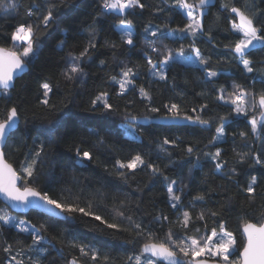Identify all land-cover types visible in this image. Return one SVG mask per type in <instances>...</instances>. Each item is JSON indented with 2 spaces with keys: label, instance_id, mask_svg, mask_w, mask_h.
Here are the masks:
<instances>
[{
  "label": "trees",
  "instance_id": "trees-1",
  "mask_svg": "<svg viewBox=\"0 0 264 264\" xmlns=\"http://www.w3.org/2000/svg\"><path fill=\"white\" fill-rule=\"evenodd\" d=\"M14 2L23 4L18 14L11 8L0 11V47L12 48L10 36L15 25L31 22L24 15V9L33 3L42 4L43 0H7L9 5ZM141 2L145 4L144 9H126L121 13L103 9V0H51V3L61 5L53 11L59 22L46 32L37 33L39 39L34 47L38 52L32 63L16 79L9 95L0 96V121L6 118L11 107H16L20 116L19 126L4 148L6 160L19 170L24 158L33 154L39 142H43L47 147L41 157L43 163L35 174L38 181L34 186L40 191L50 189L53 198H62L81 207L91 204V211L109 223L118 224L119 229H109L106 224L79 213L65 214L75 215V219L64 220L49 218L37 211L18 215L0 201V214L6 213L36 225L40 235L55 246H48L46 255L34 249L29 251L31 236L20 232L12 223L0 221V264H6L8 256L3 251L5 242L16 250L23 247L25 264H28V257L33 260L39 257L41 264H66L67 259L78 255L76 249L67 244L72 240L95 245L102 255L111 258L109 264H129L128 257L139 255L141 247V242H132L140 240L135 235L133 222L160 234L167 230L169 221L174 224L180 214L171 207L168 187L182 189L177 191L184 205L182 210L190 211L193 218L202 211L206 213L209 230L220 231L217 222L223 223L236 237L238 247L244 239L241 235L243 221L262 218L264 196L260 193L264 186H257L255 203H249L242 188L250 182L251 176H256L258 181L264 179V168L253 166L251 161L241 164L236 156V153L250 152L264 158V126L258 124V130L253 132L250 124L254 115L259 120V109L237 116L232 110L234 106L225 104L218 97L223 94L227 99V93L236 84L257 94L264 91V83H261L264 80V48L258 47L247 57L253 60L256 68L247 73L231 52L237 34L230 31V18L234 14L221 7L224 0H215L208 8L202 19L205 35L197 34L194 43L190 34L172 31L184 28L188 23V17L175 5V0ZM232 3L240 6L239 0H232ZM254 7L257 12L264 11V0H254ZM41 14H46L44 7H41ZM128 21L133 29L131 45L118 29L120 24ZM152 32L157 35H151ZM90 40L96 47L89 49L88 56L81 62L86 76L68 84L62 73L69 56L79 55ZM181 48L185 57L194 55L193 48L200 49L208 63L199 66L174 58L165 70L167 80L150 76L148 59L161 66L169 54L175 57ZM126 68L137 74L135 89L128 85V90L120 95V85L112 77L121 79ZM212 71L218 75L210 80L207 74ZM46 81L59 85L53 87L47 97L51 107L42 103L46 97L40 85ZM140 87L145 88L150 100L141 96ZM221 88L224 93L220 92ZM101 93H107L112 110L105 109L100 103L96 108L92 107L93 100ZM172 103L179 105L180 117L199 115L210 122L209 126L130 123L133 117L170 118L173 113L165 105ZM203 104L208 105L203 112L192 111ZM152 107L159 111L152 112ZM68 112L73 113L74 120L60 131L55 143H49L41 134L42 130L64 118ZM222 118H225V136L218 144L222 150L221 160L227 161L223 170L236 168L240 173L233 180H226L217 173L216 161L206 155L215 151L216 146L210 141ZM127 130L136 136L129 135ZM165 139L174 142L164 145L167 153L161 151ZM189 147H192V153H188ZM76 149L81 153L90 152L92 160L78 157ZM137 154L146 163H153L159 173L153 174L149 168L138 167L134 173L119 168L117 161L127 162ZM120 172H125L126 177L122 178ZM172 180L177 184L171 185ZM196 195H205L206 201H195ZM225 204L228 207H223ZM217 210L220 215H207ZM120 211L123 216L117 214ZM162 214L169 218V221H163L164 228L154 219ZM126 217H131V221ZM41 225H46V229ZM56 248L63 250V258ZM100 264H103L102 259Z\"/></svg>",
  "mask_w": 264,
  "mask_h": 264
},
{
  "label": "snow or ice",
  "instance_id": "snow-or-ice-1",
  "mask_svg": "<svg viewBox=\"0 0 264 264\" xmlns=\"http://www.w3.org/2000/svg\"><path fill=\"white\" fill-rule=\"evenodd\" d=\"M239 3L240 6H236V4L232 3V0H224L221 3V7L234 14L230 18V31L237 34L236 41L231 47V52L234 54L233 58L238 60L247 73H252L256 68L253 60L247 57L257 50L258 46L264 48V11L257 12L255 10L254 0H239ZM211 4L212 0H196L195 3H190L189 0H175V5L185 10L188 23L186 27L173 29L172 31L190 34L193 37L194 43L197 34L200 36L205 35L202 19ZM60 6L51 3V0H43L42 4L33 3L29 5V8L24 9V15L31 22L24 21L15 25L14 31L11 32L10 36L13 42L12 48L0 47V95L7 97L10 90L14 88V77L22 74L32 63L33 58L38 52V49L34 47L36 41L39 39L37 33L46 32L52 25L59 22V19L54 16L53 11ZM41 7H44L46 14H41ZM102 7L107 11L124 12L125 9H144L145 4L141 0H103ZM10 8L17 11L18 14L19 9L23 8V4L14 2L9 5L7 0H0V11H7ZM33 17L35 19H32ZM126 26L131 27V21H128ZM145 31H148V29H145ZM151 35L155 36L157 33L152 32ZM124 39L131 45L133 43L132 33L125 32ZM208 39H212L211 35L208 36ZM61 44H63V41ZM21 45L23 46L22 48H20ZM95 47L96 44L90 40L79 55L70 54L65 70L62 73L64 80L68 84L85 78L86 74L81 62L88 56L89 49ZM112 47H115V45L113 44ZM18 48L20 49L19 51L16 50ZM153 50L156 51L157 49L153 48ZM193 52L195 58L201 64L208 63L201 55L200 49L193 48ZM178 55L184 56L183 48H181ZM88 58L90 59L91 57L89 56ZM173 59V56L169 54L162 63L163 65H167ZM103 63L101 61V64ZM147 63L151 65L150 71H152L153 75H159V78L162 80L168 79L162 66L153 64L151 59H148ZM136 75L131 68H126L122 72V79L117 80L115 76L112 77V80L120 85V95H123L128 90L126 85L133 86V90L135 89L134 78ZM207 75L211 80L218 73L212 71ZM261 83H264V80H261ZM40 87L43 89V95L46 97L42 101L43 105L51 107L47 97L52 93L53 87H59V85L46 81ZM224 91L223 88L220 89L221 93H224ZM139 92L144 99H151L144 87H140ZM218 99L225 104L233 105L234 108L232 110L237 116L248 115L249 111L259 109V120H257L255 115L250 120L251 130L256 132L258 124L264 126V91L257 94L249 91L242 85L236 84L233 86V90L227 93V99H225L223 94ZM98 103L102 104L107 110L113 109V105L108 102L107 93L97 95L92 102V107L96 108ZM165 107L173 113L170 119H183L206 127L210 124L208 120L202 119L199 115L195 118L189 115L180 117L178 115L179 105L176 103L165 105ZM207 107V104H203L199 109L193 108L192 111L196 112L199 110L203 112ZM151 111L155 113L159 109L152 107ZM224 119H221L219 127L215 130L216 135L210 141L212 145L216 146L215 151L208 152L206 155L211 160L216 161L215 171L217 173L226 180H233L240 173L236 168L223 170L227 161L221 160L222 150L218 144V141H221L225 136ZM19 120L20 116L17 108L11 107L7 111L6 118L0 121V195L13 207L23 206L24 208L42 209L49 214V218L62 214L79 213L84 217H91L96 221L106 224V227L109 229H119L118 224L109 223L100 215L91 211V204H88L87 207H81L74 202H68L62 198H53L49 194L50 189L40 191L34 186L38 181V177L35 174L39 171L38 166L43 163L41 157L47 147L43 142H39V147L33 150V154L24 158L23 163L19 165V170L13 168L7 162L4 148L9 138L8 133L12 128L16 127ZM73 120V113H65L64 118L43 129L41 134L46 137L49 143H55L60 131ZM133 131L136 132L138 130L133 129ZM241 135L243 136L245 133H241ZM99 142L103 143V141ZM170 143L174 142L165 139L161 145V151L167 153L168 150L164 145H169ZM187 151L188 153H192V147H189ZM76 155L78 157L82 156L87 160H92L93 158L90 152L84 151L81 153L79 149H76ZM236 156L238 162L241 164L251 161L253 166L259 165L264 168V158L260 156H253L250 152L236 153ZM117 164L120 169H127L133 173L138 167L149 168L153 174L159 173V170L153 163H146L139 154L131 157L127 162L117 161ZM119 175L122 178L126 177L125 172H120ZM164 179L167 180L168 178L165 176ZM236 183L237 187H239V182L237 181ZM170 184L176 185L177 181L172 180ZM258 185L264 186V179L258 181L256 176H251L250 182L243 186L242 191L249 203H255V198L258 195ZM181 190H174L173 187L167 188L171 207L180 213L176 217L175 223L173 224L172 221H169L168 216L163 214L154 218L160 223L161 228H164L163 221H169L166 231L158 234L150 228L146 230L141 223L133 222V227L136 230L135 235L140 240H133L132 242H141V247L139 255L128 257L129 264H264V212L261 213L262 218L243 221L241 235L244 239L243 243L238 247L236 237L231 231L226 230L223 223L217 222L220 231H217L216 228L209 230L207 220L205 219V212L202 211L193 218L190 211L182 210L184 205L181 203V196L177 194V191ZM260 195L264 196V187L261 188ZM230 199L231 197H229ZM194 200L205 202L206 196L196 195ZM223 207H228V205L225 204ZM261 207L264 208V201H262ZM117 214L120 216L124 215L122 211ZM207 215L216 217L220 215V211H211ZM65 218L75 219V215H65ZM126 218L131 221V217ZM0 221H3L4 224L12 223L15 227L19 228L20 232L31 236L32 246H30L29 251L34 249L37 253L46 255L48 253V246L55 247L51 244V240L46 241L45 237L40 235L34 224H29V222L24 220L17 221L15 217L8 216L6 213L0 214ZM198 222L203 223L200 224ZM40 227L46 229V225H41ZM177 228L180 231L174 230ZM67 244L69 247L76 249L78 255L67 259L66 264H100L101 259L103 264H109L111 260L108 255H102L99 249L91 243L78 244L75 240H72L67 241ZM3 251L8 254L6 264H25V250L23 247L16 250L12 244L5 242ZM55 251L62 258L64 257L62 249L56 248ZM28 264H41V260L39 257L35 260L28 257Z\"/></svg>",
  "mask_w": 264,
  "mask_h": 264
},
{
  "label": "water",
  "instance_id": "water-1",
  "mask_svg": "<svg viewBox=\"0 0 264 264\" xmlns=\"http://www.w3.org/2000/svg\"><path fill=\"white\" fill-rule=\"evenodd\" d=\"M215 4V0H212V4L209 7H212ZM27 69V68H26ZM25 71L20 74L17 77H14V83L16 81V79H18L19 77H21L25 72ZM1 96V95H0ZM20 120L17 123L15 128H12L9 133H8V137L11 136V134L13 132H15L19 126ZM130 123L131 124H137V125H142V126H147L150 124H161V125H193L194 123L185 121L183 119H170V118H155V119H149V118H139V119H130ZM8 162V161H7ZM9 163V162H8ZM10 164V163H9ZM14 168V167H13ZM0 201L8 208L10 209L13 213L18 214V215H26L28 214L30 211H37L39 213H42L46 216L49 217V214L47 212H45L42 209H33V208H24L23 206L21 207H13L11 204H9L5 198L0 195ZM58 211V210H57ZM54 219H58V220H64L65 219V214H62L60 216L57 217H52Z\"/></svg>",
  "mask_w": 264,
  "mask_h": 264
},
{
  "label": "rangeland",
  "instance_id": "rangeland-1",
  "mask_svg": "<svg viewBox=\"0 0 264 264\" xmlns=\"http://www.w3.org/2000/svg\"><path fill=\"white\" fill-rule=\"evenodd\" d=\"M126 10V9H125ZM184 11V14H185V10H183ZM118 12V11H117ZM122 13V12H121ZM186 15V14H185ZM127 24L126 23H122V24H120L119 26H118V29H119V31L121 32V34L124 36V33L125 32H131L132 33V35H133V29L131 28V27H127L126 26ZM259 47V46H258ZM179 53V52H178ZM178 53L175 55V57H173V58H176V59H179L180 61H182V62H184V63H186V64H189V63H193V64H196V65H199V66H202V64L195 58V54L194 55H192V56H189V57H185V56H183V57H181V56H179L178 55ZM171 61H169V63H170ZM169 63L167 64V65H161L162 67H163V69H164V72H165V70H166V68H167V66L169 65ZM149 74H150V76L151 77H153V78H156V79H160L159 78V75H153V73H152V71H150L149 72ZM122 79V78H121ZM120 80V79H119ZM160 80H162V79H160ZM128 87V85H126V88ZM127 132H128V134L129 135H131V136H136V134L133 132V131H131V130H127ZM17 221H19L18 219H16Z\"/></svg>",
  "mask_w": 264,
  "mask_h": 264
}]
</instances>
